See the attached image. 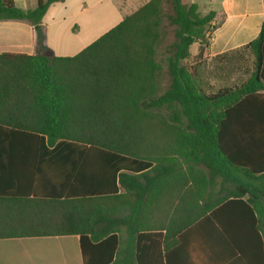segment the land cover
Returning <instances> with one entry per match:
<instances>
[{"label": "trees", "instance_id": "16d2710c", "mask_svg": "<svg viewBox=\"0 0 264 264\" xmlns=\"http://www.w3.org/2000/svg\"><path fill=\"white\" fill-rule=\"evenodd\" d=\"M58 1L0 0V21L38 26ZM215 18L151 0L74 57L0 54V239L79 235L85 264H162V231L239 204L264 262V24L243 47L249 80L211 94L188 62L195 43L206 54ZM49 181L50 196L19 189Z\"/></svg>", "mask_w": 264, "mask_h": 264}, {"label": "crops", "instance_id": "0c3cea01", "mask_svg": "<svg viewBox=\"0 0 264 264\" xmlns=\"http://www.w3.org/2000/svg\"><path fill=\"white\" fill-rule=\"evenodd\" d=\"M38 1L14 0V3L30 11L37 7ZM150 1L61 0L49 6L38 26L25 20L0 21V54L74 57ZM190 3L198 5L202 16L216 13L213 25L217 28L210 34L206 50L209 58L243 48L259 36L264 24V0H190ZM199 51L198 43L192 45L191 59H196ZM53 186L49 181L43 182V186L39 184L34 191L26 186L19 189L30 197L50 196L54 193ZM68 193L63 192V198ZM238 205H224L170 238L166 239L167 231H162L155 240L162 264H264L252 218ZM231 238L237 242L236 246ZM0 264H85L81 237L0 239Z\"/></svg>", "mask_w": 264, "mask_h": 264}, {"label": "rangeland", "instance_id": "374dc122", "mask_svg": "<svg viewBox=\"0 0 264 264\" xmlns=\"http://www.w3.org/2000/svg\"><path fill=\"white\" fill-rule=\"evenodd\" d=\"M201 12L205 13V10L202 9ZM174 41V28L167 27V35L158 48V59L164 65L168 55L167 51ZM253 58L249 50L241 48L228 53L225 58L220 60L209 58L206 54L203 57L197 56L196 59H190L188 65L197 68L202 87L207 93L213 94L222 88L240 87L246 83L255 70ZM168 80V76L164 75L163 90H166Z\"/></svg>", "mask_w": 264, "mask_h": 264}]
</instances>
